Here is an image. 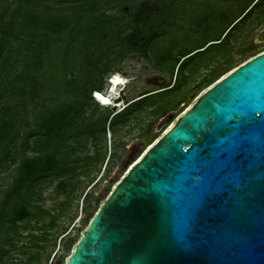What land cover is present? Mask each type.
<instances>
[{"label": "water", "instance_id": "1", "mask_svg": "<svg viewBox=\"0 0 264 264\" xmlns=\"http://www.w3.org/2000/svg\"><path fill=\"white\" fill-rule=\"evenodd\" d=\"M66 264H264V52L131 166Z\"/></svg>", "mask_w": 264, "mask_h": 264}, {"label": "trees", "instance_id": "2", "mask_svg": "<svg viewBox=\"0 0 264 264\" xmlns=\"http://www.w3.org/2000/svg\"><path fill=\"white\" fill-rule=\"evenodd\" d=\"M254 6L249 10L247 6L218 38L198 49L209 42H225L237 26L234 23L248 18ZM167 8L171 12L174 3ZM113 9L133 15L131 20L138 26L144 4L138 5V0H0V169L11 157L13 162L20 158L13 180L0 193V232L4 231L0 264L5 263V244L16 246L10 233L20 237L17 223L39 220L44 214L37 202L45 184L61 179L64 187L68 182L62 180L69 178L78 188L93 181L92 175L109 160L107 132L116 136L140 113L162 117L172 106L166 96L179 89L180 75L168 89L144 91L120 111L97 116L101 105L93 94L103 91L112 61L108 55H97V44L106 38L121 39L125 16L109 13ZM210 16L202 18L208 22L206 29L212 25ZM220 19H228V13L221 12ZM157 35L152 29L144 36L145 44ZM199 52L179 63L181 72ZM49 90L54 93L50 98ZM90 108L94 109L88 113ZM153 127L151 123L148 131ZM42 251L30 256L27 264L33 259L40 264Z\"/></svg>", "mask_w": 264, "mask_h": 264}, {"label": "rangeland", "instance_id": "3", "mask_svg": "<svg viewBox=\"0 0 264 264\" xmlns=\"http://www.w3.org/2000/svg\"><path fill=\"white\" fill-rule=\"evenodd\" d=\"M170 2L174 3L171 12L167 8ZM141 3L144 9L139 16L141 22L137 23L138 26L131 20L133 15L124 14L118 9L109 11L125 16L121 21V39L106 38L97 44V55H108L112 60L102 93L109 94V80L116 73L125 77L128 83L118 89L114 101L107 107L102 106L93 94L101 105L97 116L120 111L144 91L153 93L168 89L180 75L177 78L180 81L179 89L166 96L172 99V106L162 117L146 111L140 113L122 126L116 136L107 132L109 160L92 175L93 181L84 182L78 188H74L75 180L69 178L62 180L68 182L64 187L59 184L61 179L45 184L37 202L44 214L39 220L33 218L30 222L17 223L20 237L13 232L8 236L14 239L16 246L5 242L4 264H27L30 256L42 250L40 264H66L99 208L131 166L206 89L245 61L264 52V0H138V5ZM252 4L256 5L249 17L238 23L239 18L234 23L237 26L225 42L219 45H210L209 42L206 47L198 49L206 41L218 38ZM223 11L228 13V19L221 22ZM210 13L212 25L206 29L208 22L202 18ZM152 29H156L158 35L145 44L144 36H149ZM197 51L200 52L193 56L195 61L181 72L179 63L185 62L186 57ZM102 61H105L104 58ZM209 78L214 79L213 83L205 82ZM47 93L48 98L54 94L50 90ZM93 109L90 108L88 113ZM151 123H154V127L149 132ZM88 145L90 148L91 141ZM19 161L20 158L13 162L11 157L3 162L0 193L13 180ZM86 193L90 196L85 197ZM24 226L27 228L24 229ZM3 234L4 231L0 232V236ZM43 245L44 249L41 248ZM32 264H36L35 259Z\"/></svg>", "mask_w": 264, "mask_h": 264}, {"label": "clouds", "instance_id": "4", "mask_svg": "<svg viewBox=\"0 0 264 264\" xmlns=\"http://www.w3.org/2000/svg\"><path fill=\"white\" fill-rule=\"evenodd\" d=\"M127 83H128V80L125 77H123L120 73H116L112 77L113 91H115L117 85L121 86V89H122L123 86H126ZM108 92L110 91L108 90ZM114 99L115 97H110L109 99H105L102 106L104 107L110 106V103L113 102Z\"/></svg>", "mask_w": 264, "mask_h": 264}, {"label": "bare ground", "instance_id": "5", "mask_svg": "<svg viewBox=\"0 0 264 264\" xmlns=\"http://www.w3.org/2000/svg\"><path fill=\"white\" fill-rule=\"evenodd\" d=\"M110 82L112 84V80ZM119 88H121V86L117 85L115 91H113V84H112V88H111L109 94H101L98 91V94H96V95H97L98 98H100L102 100V104H103L105 99H109L110 97H115L118 94V89ZM110 104H112V102ZM115 105H117V104H115Z\"/></svg>", "mask_w": 264, "mask_h": 264}, {"label": "flooded vegetation", "instance_id": "6", "mask_svg": "<svg viewBox=\"0 0 264 264\" xmlns=\"http://www.w3.org/2000/svg\"><path fill=\"white\" fill-rule=\"evenodd\" d=\"M252 7H253V4L251 6H248L247 10L251 9ZM262 38H264V33L262 34Z\"/></svg>", "mask_w": 264, "mask_h": 264}]
</instances>
